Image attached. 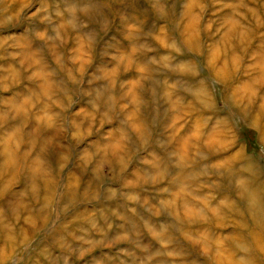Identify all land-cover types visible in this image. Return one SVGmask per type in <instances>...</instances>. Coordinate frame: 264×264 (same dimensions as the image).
I'll use <instances>...</instances> for the list:
<instances>
[{
	"label": "clouds",
	"instance_id": "clouds-1",
	"mask_svg": "<svg viewBox=\"0 0 264 264\" xmlns=\"http://www.w3.org/2000/svg\"><path fill=\"white\" fill-rule=\"evenodd\" d=\"M0 264H264V0H0Z\"/></svg>",
	"mask_w": 264,
	"mask_h": 264
}]
</instances>
